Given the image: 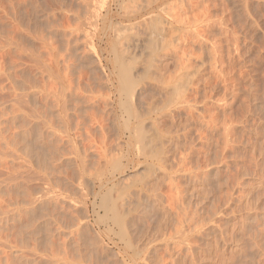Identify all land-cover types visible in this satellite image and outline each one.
I'll return each instance as SVG.
<instances>
[{"label":"rangeland","instance_id":"1","mask_svg":"<svg viewBox=\"0 0 264 264\" xmlns=\"http://www.w3.org/2000/svg\"><path fill=\"white\" fill-rule=\"evenodd\" d=\"M0 264H264V0H0Z\"/></svg>","mask_w":264,"mask_h":264}]
</instances>
